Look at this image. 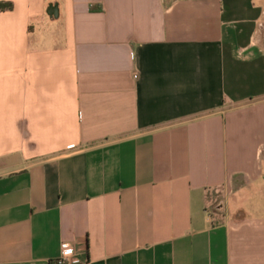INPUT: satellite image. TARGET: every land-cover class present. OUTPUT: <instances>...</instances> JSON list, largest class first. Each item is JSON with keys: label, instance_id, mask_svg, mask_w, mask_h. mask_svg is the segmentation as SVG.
Masks as SVG:
<instances>
[{"label": "crops", "instance_id": "0c3cea01", "mask_svg": "<svg viewBox=\"0 0 264 264\" xmlns=\"http://www.w3.org/2000/svg\"><path fill=\"white\" fill-rule=\"evenodd\" d=\"M0 3V264H264L262 0Z\"/></svg>", "mask_w": 264, "mask_h": 264}, {"label": "rangeland", "instance_id": "374dc122", "mask_svg": "<svg viewBox=\"0 0 264 264\" xmlns=\"http://www.w3.org/2000/svg\"><path fill=\"white\" fill-rule=\"evenodd\" d=\"M262 8L264 11V0H262ZM257 39H259L263 44H264V14H263V18L262 21L259 24L258 27V31H257ZM259 201H264V193L262 192H253L250 193L248 195V198L246 199V208L245 210L247 212H264V208H258V207H254L256 206V203H258ZM253 205V207H249V205Z\"/></svg>", "mask_w": 264, "mask_h": 264}, {"label": "built area", "instance_id": "2783aa9c", "mask_svg": "<svg viewBox=\"0 0 264 264\" xmlns=\"http://www.w3.org/2000/svg\"><path fill=\"white\" fill-rule=\"evenodd\" d=\"M53 264H85V262L78 258L70 244L62 243L59 256L54 260Z\"/></svg>", "mask_w": 264, "mask_h": 264}, {"label": "trees", "instance_id": "16d2710c", "mask_svg": "<svg viewBox=\"0 0 264 264\" xmlns=\"http://www.w3.org/2000/svg\"><path fill=\"white\" fill-rule=\"evenodd\" d=\"M11 8L10 3H0V10H8Z\"/></svg>", "mask_w": 264, "mask_h": 264}]
</instances>
